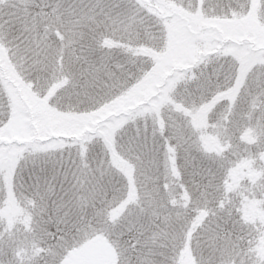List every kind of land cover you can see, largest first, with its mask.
<instances>
[{
	"label": "snow or ice",
	"instance_id": "1",
	"mask_svg": "<svg viewBox=\"0 0 264 264\" xmlns=\"http://www.w3.org/2000/svg\"><path fill=\"white\" fill-rule=\"evenodd\" d=\"M0 264H264V0H0Z\"/></svg>",
	"mask_w": 264,
	"mask_h": 264
}]
</instances>
